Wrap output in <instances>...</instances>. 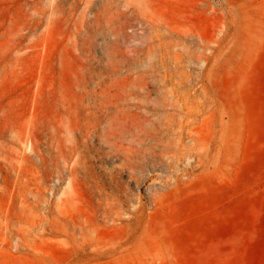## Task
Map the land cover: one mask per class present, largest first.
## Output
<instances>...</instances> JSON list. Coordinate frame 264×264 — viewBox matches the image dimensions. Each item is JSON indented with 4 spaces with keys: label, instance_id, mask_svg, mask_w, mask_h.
<instances>
[{
    "label": "rangeland",
    "instance_id": "rangeland-1",
    "mask_svg": "<svg viewBox=\"0 0 264 264\" xmlns=\"http://www.w3.org/2000/svg\"><path fill=\"white\" fill-rule=\"evenodd\" d=\"M0 264H264V0H0Z\"/></svg>",
    "mask_w": 264,
    "mask_h": 264
}]
</instances>
